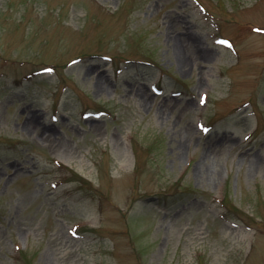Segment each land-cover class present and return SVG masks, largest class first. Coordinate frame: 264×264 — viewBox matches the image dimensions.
<instances>
[{
	"label": "rangeland",
	"instance_id": "374dc122",
	"mask_svg": "<svg viewBox=\"0 0 264 264\" xmlns=\"http://www.w3.org/2000/svg\"><path fill=\"white\" fill-rule=\"evenodd\" d=\"M0 264H264V0H0Z\"/></svg>",
	"mask_w": 264,
	"mask_h": 264
}]
</instances>
